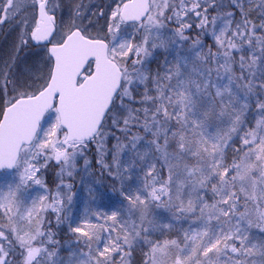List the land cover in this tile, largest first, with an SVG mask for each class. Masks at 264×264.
<instances>
[{
  "label": "snow or ice",
  "instance_id": "1",
  "mask_svg": "<svg viewBox=\"0 0 264 264\" xmlns=\"http://www.w3.org/2000/svg\"><path fill=\"white\" fill-rule=\"evenodd\" d=\"M0 264H264V0H0Z\"/></svg>",
  "mask_w": 264,
  "mask_h": 264
}]
</instances>
